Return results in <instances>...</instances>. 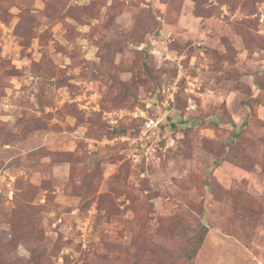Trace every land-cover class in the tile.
Here are the masks:
<instances>
[{
  "label": "rangeland",
  "instance_id": "rangeland-1",
  "mask_svg": "<svg viewBox=\"0 0 264 264\" xmlns=\"http://www.w3.org/2000/svg\"><path fill=\"white\" fill-rule=\"evenodd\" d=\"M0 264H264V0H0Z\"/></svg>",
  "mask_w": 264,
  "mask_h": 264
},
{
  "label": "built area",
  "instance_id": "built-area-1",
  "mask_svg": "<svg viewBox=\"0 0 264 264\" xmlns=\"http://www.w3.org/2000/svg\"><path fill=\"white\" fill-rule=\"evenodd\" d=\"M159 124V120H156V119H151L149 121L146 122L145 124V128L146 129H149V128H152V127H155Z\"/></svg>",
  "mask_w": 264,
  "mask_h": 264
}]
</instances>
